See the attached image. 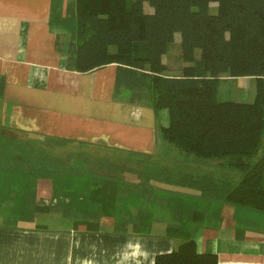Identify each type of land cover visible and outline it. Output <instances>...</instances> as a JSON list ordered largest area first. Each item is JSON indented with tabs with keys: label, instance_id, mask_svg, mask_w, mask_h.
<instances>
[{
	"label": "crops",
	"instance_id": "0c3cea01",
	"mask_svg": "<svg viewBox=\"0 0 264 264\" xmlns=\"http://www.w3.org/2000/svg\"><path fill=\"white\" fill-rule=\"evenodd\" d=\"M75 31L76 0H0V264H154L188 240L264 264V212L177 185L205 169L162 160L200 167L151 102L114 95L115 63L66 68Z\"/></svg>",
	"mask_w": 264,
	"mask_h": 264
},
{
	"label": "trees",
	"instance_id": "16d2710c",
	"mask_svg": "<svg viewBox=\"0 0 264 264\" xmlns=\"http://www.w3.org/2000/svg\"><path fill=\"white\" fill-rule=\"evenodd\" d=\"M176 33L184 65L180 76H170L164 74L163 57ZM111 63L114 95L124 88L133 102L165 109L161 137L218 171L182 173L179 184L264 212V0H76L66 68L88 72ZM222 75L254 77V99H219ZM154 264L218 261L213 253H198L188 240L157 254Z\"/></svg>",
	"mask_w": 264,
	"mask_h": 264
},
{
	"label": "rangeland",
	"instance_id": "374dc122",
	"mask_svg": "<svg viewBox=\"0 0 264 264\" xmlns=\"http://www.w3.org/2000/svg\"><path fill=\"white\" fill-rule=\"evenodd\" d=\"M216 6H217L216 3H211L210 4L211 11L215 12ZM145 9L148 11L150 8L148 7V5H145ZM180 40H181L180 34L176 33L175 38H174V42L170 45L169 51L165 55V60L167 62V70L164 71V74H166V75L180 76L182 74L181 68H182L184 63L182 62L181 56H180V54H181ZM195 57L197 59L200 58V50L197 49L195 51ZM255 93H256V80L254 77L245 76V77L231 78V77H228L227 75H222L221 80L219 82L217 95H218V98L221 100H235V101L250 102L254 99ZM155 112L157 114V121L158 122L165 123L167 121V111L165 109L158 110V111L155 110ZM38 145H40V144H38ZM83 148L85 149L84 146H83ZM71 149L74 151L76 150V152H77V151H79L78 149H82V148L80 147V145H74L73 147H71ZM162 160L164 162H168L167 164H171V166L180 167L182 169V171H186V168H182V167L187 166L190 168V170L192 169V167H194V169H196V170H198V168H201L200 170H202V171H200V172H203L202 168H204L208 173H210L212 171L218 173L217 170H213V167L211 165L206 166V167L202 166V164H200V167L192 166L191 162H185V161L181 162L180 161L181 158L179 156H176V155H173V157L164 158ZM39 161H41V160H39ZM121 161H123V160H121ZM82 162H85V161L82 160ZM181 164H182V166H181ZM41 165H42L41 166L42 169H46V166L43 168L44 164H41ZM194 169H193V171H194ZM191 174L195 175V173H191ZM239 175L240 174L237 173L235 175V177L239 176ZM173 180L177 181V177L174 175H173ZM178 182H179V179H178ZM178 182L176 183L177 185H179Z\"/></svg>",
	"mask_w": 264,
	"mask_h": 264
}]
</instances>
